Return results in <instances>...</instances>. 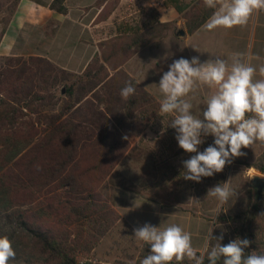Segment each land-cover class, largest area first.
Instances as JSON below:
<instances>
[{"label":"trees","instance_id":"trees-1","mask_svg":"<svg viewBox=\"0 0 264 264\" xmlns=\"http://www.w3.org/2000/svg\"><path fill=\"white\" fill-rule=\"evenodd\" d=\"M9 1L12 6L0 19V42L19 2ZM119 1L107 2L97 21L107 20ZM156 1L182 16L187 34L215 11L204 0ZM168 26L100 43L101 55L80 74L45 58L0 56V235H7L20 250L18 264H83L123 223L105 193L111 188L108 179L132 140L158 116L160 103L122 66ZM128 83L136 91L125 100L120 92ZM235 162L244 171L264 175V149L254 162ZM240 189L235 207L229 208L230 199L224 204L228 210L217 215L213 235L223 233L222 244L246 238L251 241L246 255L264 254V188L258 193L241 179ZM214 244L208 241L209 248ZM150 251L151 246L140 241L132 264H140ZM204 256V264H209Z\"/></svg>","mask_w":264,"mask_h":264},{"label":"crops","instance_id":"crops-1","mask_svg":"<svg viewBox=\"0 0 264 264\" xmlns=\"http://www.w3.org/2000/svg\"><path fill=\"white\" fill-rule=\"evenodd\" d=\"M108 1L19 0L1 39L0 56L45 58L64 71L80 74L94 57L101 55L100 43L143 33L159 24L182 23L174 8L156 0H120L107 20L97 21ZM205 23L193 34L185 32L184 36H179L174 28L163 29L158 38L135 50L123 69L158 103L162 96L157 85L162 74L181 57H199L201 62L221 58L231 65L232 57L239 55L243 62L257 68L255 79H260L258 69L264 65V10L255 12L247 25L232 29L208 31ZM213 91L203 86L189 95L194 115L201 116ZM170 119L159 112L131 142L129 151L108 179L111 188L105 193L123 223L133 231L146 223L158 227L156 219H148V212L158 217L174 209L172 212L179 216L205 221L200 212L184 209L175 201L176 194L167 189L169 182L194 183L183 178L182 163L194 154L185 153L178 146L177 133L168 127ZM212 137H204L198 150L212 145ZM213 177H204L201 183H211ZM123 181L127 182L125 187Z\"/></svg>","mask_w":264,"mask_h":264},{"label":"clouds","instance_id":"clouds-1","mask_svg":"<svg viewBox=\"0 0 264 264\" xmlns=\"http://www.w3.org/2000/svg\"><path fill=\"white\" fill-rule=\"evenodd\" d=\"M204 4L215 10L204 25L208 31L245 26L255 12L264 10V0H204ZM258 71L261 78L255 79L257 68L234 55L231 65L221 58L201 62L199 57H181L163 73L156 84L162 96L160 113L171 117L168 127L177 133L178 146L185 153L194 154L182 162L185 180L199 183L204 177L222 172L233 158L245 155L242 148H252L257 142L264 144V65ZM203 86L214 91L201 116H197L191 111L193 103L188 97ZM135 91L128 83L120 95L127 100ZM209 135L214 137L213 144L199 151L203 138ZM237 194L229 181L217 184L207 193L218 201V207ZM134 237L151 246L140 264H180L185 259L204 264L205 256L197 254L191 233L177 224L160 228L146 223L134 229ZM223 238V233L213 235V226L209 229L207 241H215L210 248L205 244L209 264H218L221 259L223 264H264V254H245L251 244L248 239L237 237L222 244ZM15 257L10 238L0 235V264H10Z\"/></svg>","mask_w":264,"mask_h":264},{"label":"rangeland","instance_id":"rangeland-1","mask_svg":"<svg viewBox=\"0 0 264 264\" xmlns=\"http://www.w3.org/2000/svg\"><path fill=\"white\" fill-rule=\"evenodd\" d=\"M10 6H12V2L9 1V3L7 4V0H0V19L4 16L6 8ZM180 17L182 23L179 26L169 24L168 28H174L175 32H178L180 29L185 31L184 19L181 15ZM169 57L171 58L172 55H170ZM131 58L132 57H130L123 64V66ZM155 80L157 81V77L155 78ZM57 94L61 95L59 90L57 91ZM53 109V111H56L57 108L54 107ZM135 140L136 139H133L132 142H135ZM263 149L264 144L262 145V143L259 142H257L252 148H242V152H244L245 155L233 158V163H231L229 169L227 171H222L220 173L214 174L213 181L211 183L203 184L201 182H194L190 185L177 182H169L166 185L168 191H173L176 194V197H178V199L175 201L182 204L184 209H189L191 212H200L201 217L205 218V221H199L197 219L189 218L183 215L179 216L178 214L172 212V210L174 209L167 210L158 217H154L151 212H148V219L149 217H151V221H155L156 219V221H158V227L160 228L166 227L171 224H177L181 226L185 231L191 233L193 247L200 251L197 253H199V255H205V244L207 243L205 234H207L209 229L211 228V224L209 222H212V225L214 227V221L217 215L221 211L228 210L225 205H223L222 207H218V201L214 197L207 195L208 190L216 186L217 184L229 181L231 187H234V190L238 192L237 196L232 198L233 204L229 208L232 209L233 207H235V204L242 195L240 189L241 179L246 180L250 184H252V180L254 178H264V175L255 171L254 169L244 171L243 166L236 164L235 161L241 160L250 163L254 162L259 154L263 151ZM127 228L128 227L125 224L120 222L108 236L102 239L100 245L95 249L93 257H91L90 259L96 261L97 264H132L137 258L140 241H138L134 237V231ZM15 246L16 244L13 243V247ZM19 251L20 250L17 249L15 250V260L11 261L10 264H18L21 262V253ZM173 264H175V262H173Z\"/></svg>","mask_w":264,"mask_h":264},{"label":"water","instance_id":"water-1","mask_svg":"<svg viewBox=\"0 0 264 264\" xmlns=\"http://www.w3.org/2000/svg\"><path fill=\"white\" fill-rule=\"evenodd\" d=\"M178 35L179 36H184L185 35V31L180 29L178 31ZM252 186L254 189L257 190L258 193L261 192V190L264 188V178L261 177H256L252 180Z\"/></svg>","mask_w":264,"mask_h":264},{"label":"built area","instance_id":"built-area-1","mask_svg":"<svg viewBox=\"0 0 264 264\" xmlns=\"http://www.w3.org/2000/svg\"><path fill=\"white\" fill-rule=\"evenodd\" d=\"M83 264H97L96 261H94L93 259H88L86 262H84Z\"/></svg>","mask_w":264,"mask_h":264}]
</instances>
